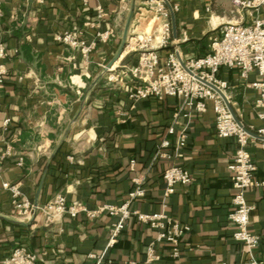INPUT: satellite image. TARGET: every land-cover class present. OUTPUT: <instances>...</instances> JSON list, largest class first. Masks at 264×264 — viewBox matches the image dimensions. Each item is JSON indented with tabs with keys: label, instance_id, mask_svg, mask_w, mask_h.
Returning a JSON list of instances; mask_svg holds the SVG:
<instances>
[{
	"label": "crops",
	"instance_id": "0c3cea01",
	"mask_svg": "<svg viewBox=\"0 0 264 264\" xmlns=\"http://www.w3.org/2000/svg\"><path fill=\"white\" fill-rule=\"evenodd\" d=\"M173 2L179 6L174 12L176 30L172 28L171 42L160 53L177 48L184 59L207 53L226 22L264 17V4L250 16L247 9H235L231 0ZM1 12L7 74L0 90V155L8 147L10 152L0 163V264L16 246L36 252L38 264H89L88 253L103 254L110 264L143 263L157 230L134 217L108 247L110 227L118 216L102 212L92 218L80 211L46 223L44 215L34 211L22 219L1 187L2 181L17 183L21 196L39 207L62 193L67 202L80 201L93 210L121 204L135 178L142 181L145 195L131 202L132 209L164 211L189 226L179 254L172 256L168 244L157 245L159 258L151 264H249L250 253L232 238L234 224L228 220L235 192L228 165L237 144L233 137L217 136L210 103L199 113L186 107L182 97L130 99L134 80L129 69L137 64L138 52L127 42L105 69L121 45L130 16L127 39L157 26L145 1L89 0L83 5L80 0H3ZM107 29L112 35L98 40L97 33ZM65 31L95 43L88 55L56 41ZM218 73L228 82L229 104L250 135L248 150L256 178L263 182L248 187L245 196L254 207L248 228L260 241L252 255L264 263V137L258 134L264 122L257 117V90L248 85L264 76L251 71L242 79L227 67ZM170 125L175 127L172 143L180 132L186 133V145L172 161L189 171L192 182L166 195L162 171L173 162L156 158L155 151ZM18 157L22 165L16 163Z\"/></svg>",
	"mask_w": 264,
	"mask_h": 264
},
{
	"label": "built area",
	"instance_id": "2783aa9c",
	"mask_svg": "<svg viewBox=\"0 0 264 264\" xmlns=\"http://www.w3.org/2000/svg\"><path fill=\"white\" fill-rule=\"evenodd\" d=\"M2 1L0 0V17L2 16ZM80 1L86 5L89 0ZM231 3L235 9H247L250 11V16H253L254 13L259 12L264 0H231ZM145 7L151 11L152 19L157 26L154 30L133 33L126 41L127 46L130 45L132 50L138 52L137 64L129 69L134 84L128 96L132 100H143V98L150 97L157 99L167 96L182 97L186 107L199 113L205 112L208 103H210L214 111L217 136L233 137L237 144L234 158L228 165V169L233 174L232 184L235 191L231 197L232 209L228 214V220L234 224L232 238L245 244L248 253H250L249 264H264L252 255V251L260 241L259 237L248 228L250 213L254 207L250 202H247L245 196L248 187L260 185L263 182L256 178V165L248 150L251 141L250 135L235 121L230 107L227 105L229 102L228 82L220 78L218 73L220 68L227 67L236 69L242 79H246L251 71H256L264 76V17H252L247 23L226 22L221 34L212 38L207 53L184 59L180 56L177 48L169 49L164 54L160 53V50L167 48L171 42L170 13L179 10L178 4L173 0H145ZM112 33V29H107V31L97 33L96 38L106 41ZM55 39L72 48H79L84 57L88 55L95 44L94 42L87 44L78 34L69 31L57 34ZM5 56L6 47L0 43V90L6 81ZM109 76L111 79L113 78L112 75ZM248 85L257 90L255 100V105L258 107L257 117L264 122V79L250 81ZM9 120V117L6 118L3 125L6 126ZM258 134L264 137V124L258 129ZM174 135L175 127L170 125L157 145L156 158L172 161L173 158L181 154L187 142L186 133L180 132L172 143L170 137ZM262 147H264V140ZM9 152L10 147L0 155V163ZM69 158L71 159L70 156ZM22 162L23 158L18 157L16 163L22 165ZM133 163L134 160L131 159V164ZM162 176L166 195L174 193L177 186L192 182V175L189 171L183 165L174 162L163 169ZM1 187L8 192L15 213L22 219L32 217L34 211L42 213L46 223L59 221L66 213L74 217L80 211L92 218L102 212H107L110 216H118L110 227L108 247L114 246L118 235L124 229L125 222L131 217H134L139 223L156 229L154 241L147 246L144 262L138 263L131 260L125 264H151L159 258L156 251L157 245L164 243L171 247L172 256H177L181 236L189 229V226L180 223L164 211L144 213L130 207L133 200L145 195L142 181L139 178L134 179V186L121 204H103L93 210H88L80 201L67 202L62 193L55 194L45 205L39 207L31 200L21 196L17 183L2 181ZM88 257L91 258L89 264H110L103 259V254L88 253ZM2 263L38 264V256L36 252L24 246H16L8 256L3 258ZM213 264L229 263L216 261Z\"/></svg>",
	"mask_w": 264,
	"mask_h": 264
},
{
	"label": "water",
	"instance_id": "95a60500",
	"mask_svg": "<svg viewBox=\"0 0 264 264\" xmlns=\"http://www.w3.org/2000/svg\"><path fill=\"white\" fill-rule=\"evenodd\" d=\"M130 17H131V16H130ZM130 17L127 19V21H126V23H125L124 32H123V35H122V37H121V45H120V47H119V49H118L116 55H115V56L112 58V60L108 63V65H107V67H106L105 69H108V67H110V66H111V65L117 60V58L120 56V54H121V53L123 52V50H124V46H125V44H126L127 34H128L129 26H130V25H129ZM170 18H171V23H172L173 31L175 32V30H176V23H175L174 12H173V11H171V13H170ZM227 105L230 107V110H231V112H232V114H233V117H234L235 121H236L237 123H239V124L243 127L244 130H246V128H244L243 124L240 123V121H239L238 118L236 117L235 112H234V110L232 109V107L230 106L229 102H227Z\"/></svg>",
	"mask_w": 264,
	"mask_h": 264
},
{
	"label": "rangeland",
	"instance_id": "374dc122",
	"mask_svg": "<svg viewBox=\"0 0 264 264\" xmlns=\"http://www.w3.org/2000/svg\"><path fill=\"white\" fill-rule=\"evenodd\" d=\"M145 1V0H144ZM147 9H148V7H147ZM132 35V34H131Z\"/></svg>",
	"mask_w": 264,
	"mask_h": 264
}]
</instances>
